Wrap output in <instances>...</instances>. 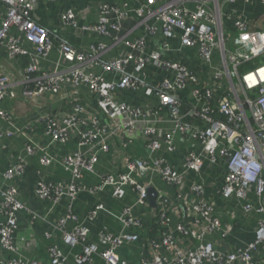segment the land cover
<instances>
[{
  "label": "built area",
  "instance_id": "built-area-1",
  "mask_svg": "<svg viewBox=\"0 0 264 264\" xmlns=\"http://www.w3.org/2000/svg\"><path fill=\"white\" fill-rule=\"evenodd\" d=\"M235 1L141 0L136 8H132L127 1L122 4L99 1L96 22L82 26H78L74 9L67 7L61 14L64 26L82 32L91 31L99 37L89 50H81L67 41L55 39L38 22L35 9L39 0H0V46L6 50L9 59L25 60L18 74L6 73L0 68V120L7 124V130L0 127V139L17 134L26 136L25 128L15 126L14 113L8 107L4 108L5 102L19 97L35 99L44 94L56 95L65 86H86L96 96L98 109L108 111L110 115V122H102L100 112L88 114L76 100L69 113L63 116L52 111L44 114V133L49 140L59 144L74 141L76 148L59 159L64 170L71 174L67 183L39 178L34 189L41 200L57 203L68 197L70 210L83 190L96 193L110 189L113 198L120 200L124 198L126 188H132L136 199L132 205H125L121 210L122 230L118 234H100L101 242L106 246L101 253L105 264H127L120 259L117 248L141 239L139 232L143 228V220L135 209L149 206L147 190L151 182L147 177L154 173L174 187L175 193L173 198L164 194L156 197L152 217L160 231L156 236L142 239L145 247L140 264L264 263V61L243 73L238 71L244 63L264 57V30L251 28L243 19L237 21L231 48V36L223 32L222 17L224 6ZM134 16L140 18L139 23L145 24L146 35L127 36L131 30L125 32L124 23ZM149 19L153 21L148 23ZM157 32L163 39L178 37L183 46L196 49L200 59L210 66L214 83H201L187 65L164 57V52L170 50L169 42L162 43V51L147 52V35ZM102 38H110L112 45L121 42L124 48L116 57L106 60L102 55L111 45H107ZM55 46L58 61L51 69L43 68L41 62L49 58ZM150 63L165 72L163 79L158 82L149 79L145 69ZM97 69L101 73H97ZM102 72L118 74L119 80L108 82ZM190 85L197 103L191 107V112L203 122L200 128L190 126L181 113L179 93ZM140 88L147 96L158 98L155 107L144 110L112 97L117 89ZM165 108L172 129L159 132L151 123L148 124V116L158 115ZM112 111L122 116V122L115 120ZM139 123L143 125L142 136L146 147L153 154L162 143L168 151H173L174 135L179 132L201 142L204 156L210 160L211 166L223 162L225 171L219 194L227 205H232L228 210L230 223L226 224L217 215L214 201L204 196L203 184H191L187 193L186 174L172 170L163 158L150 160L125 155L124 171L117 174L97 172L98 155L109 151L110 137L131 132ZM46 148L30 140L25 145L29 155L40 151L42 166L55 161L47 154ZM185 162L189 172L198 174L203 166V157L188 151ZM24 170V160L19 158L16 164L5 170L3 177L12 180ZM85 173L98 175L99 182L93 186L80 184ZM100 209H103V204L95 206L91 218ZM22 210H27V207L18 198L16 186H0L2 253L16 250L14 233L18 227V214ZM247 215H254L255 218L253 240L232 250H219L218 239L225 241L240 219ZM36 217L33 214L32 218ZM67 218L76 220L75 215H68ZM63 223L60 220L59 227ZM87 231L84 226L63 231L66 243L81 244L82 252L76 256L75 264H92L91 255L97 252V245L87 240ZM48 252L51 264L65 261L56 246H51ZM3 261L6 264H33L19 257L2 260L0 255V262Z\"/></svg>",
  "mask_w": 264,
  "mask_h": 264
},
{
  "label": "crops",
  "instance_id": "crops-1",
  "mask_svg": "<svg viewBox=\"0 0 264 264\" xmlns=\"http://www.w3.org/2000/svg\"><path fill=\"white\" fill-rule=\"evenodd\" d=\"M99 1H107L108 3L122 4L128 2L132 8L139 6L141 0H58L49 2L47 0H39L35 15L38 22L49 30V32L57 40H64L81 50H89L90 45L99 40L97 34L91 31H80V29L71 26H64L61 21V14L67 7H72L76 12V21L78 26L93 24L97 20V3ZM224 14L222 17L223 32L225 35L236 36L235 23L239 20H245L256 30L263 27L264 23V2L261 0H236L233 4L224 6ZM137 17H131L124 23V31L131 30L127 36L130 38L146 35L144 23H139ZM149 19L147 22H152ZM147 52L162 51V43L169 42L170 50L164 52V57L170 60L181 61L188 66L203 84L214 83L212 79L211 69L203 62L196 49L185 47L181 44L178 37L167 40L161 38V34L157 32L154 35H147ZM107 45L111 47L102 55L104 59L116 57L124 48L123 43L119 42L112 45L110 38H102ZM218 51L214 54V61H217ZM59 55L55 46L49 54V58L41 62L43 68H53L58 61ZM25 65L24 58L9 59L7 52L0 46V68L4 72L18 74L21 67ZM101 73L100 69L96 70ZM103 73V72H102ZM146 75L151 81H160L165 76V72L154 64H148L145 69ZM106 81H118L119 75L115 73H103ZM173 79L172 77L168 76ZM192 88L190 85L179 93L182 99L181 113L185 120L192 126L202 127V123L192 115L191 107L196 103L192 96ZM112 97L119 101H125L132 106L142 109L153 108L158 103L155 95L147 96L144 89L137 90H120L117 89L112 93ZM75 98V99H73ZM79 102L85 111L89 113L100 112L102 122H110L108 111L98 109L96 96L86 87L80 86L74 88L65 86L61 92L56 95L44 94L40 98L23 99L21 97L5 102L4 108L10 109L14 113V124L19 128H25L26 136L17 134L11 138L7 136L0 139V186L13 184L18 190V198L27 207L18 214V227L14 233L15 252H3L0 250L2 260L19 257L25 262L33 264H51L49 256V248L56 246L61 252L65 261L61 264H75V258L82 252L80 243H66L63 239V231L73 230L74 227L84 226L88 229L87 240L97 245V252L91 255L92 264H105L102 258V251L106 246L101 242V232H110L118 234L122 230L120 221L121 210L125 205H132L136 199V193L132 188H126V194L122 199H115L110 189L89 193L83 190L77 195L76 200L69 209L70 199L63 198L60 202L51 200H41L35 195V185L39 178L46 181H62L68 182L71 174L64 170L59 163V159L64 155L75 150L74 141L67 144H59L51 142L44 133L43 116L48 111H52L61 116L69 113L73 101ZM100 110V111H99ZM112 116L118 122H122V116L112 111ZM146 123V122H145ZM152 124L159 132H168L172 129L167 109L160 111L158 115L148 116V124ZM142 123L131 132L126 131L121 136L114 135L109 139V151L99 153L96 170L99 174L113 173L117 174L125 170L124 156L145 158L153 160L155 158H163L166 164L174 171L186 174L185 191L189 193L190 185L200 183L204 185V196L210 198L216 204V213L222 218L226 224L230 223L229 209L232 208L231 203L227 205L222 200L219 191L222 186L223 173L225 171L222 161L215 166H211L210 160L204 156L203 147L200 141L189 135L177 132L174 135V149L168 151L165 144L162 143L161 148L151 153L145 144L142 136ZM195 126V127H194ZM0 127L7 130V124L0 120ZM28 140L46 146V152L53 156L54 162L48 166H42L39 156L40 151L33 155H29L25 150ZM188 151H193L197 155L203 157V166L198 174L189 172L186 168L185 155ZM22 158L25 163V170L20 176L14 177L12 180H5L3 173L8 168L16 164V161ZM151 182L157 195L164 194L173 198L175 188L166 184L163 179L156 173L147 177ZM99 182V176L96 174L85 173L79 183L84 186H93ZM189 198H192L191 196ZM103 204V209L96 212L91 218V212L96 205ZM154 207L149 203L145 209L139 207L135 209L137 215L143 220V228L139 234L141 239L133 243H124L117 248V253L121 260L127 264H140V256L143 253L145 242L143 238H151L157 234H152L155 220L152 217ZM36 214V218H32ZM68 215H75L76 220L67 218ZM3 216L0 212V221ZM60 220L64 223L59 227ZM176 222V220H175ZM174 222V223H175ZM254 215H247L240 219V223L236 225L231 234L225 241L218 239V249L221 251L232 250L236 246L244 245L253 240L255 230ZM0 264H6L4 261ZM264 264V263H260Z\"/></svg>",
  "mask_w": 264,
  "mask_h": 264
},
{
  "label": "rangeland",
  "instance_id": "rangeland-1",
  "mask_svg": "<svg viewBox=\"0 0 264 264\" xmlns=\"http://www.w3.org/2000/svg\"><path fill=\"white\" fill-rule=\"evenodd\" d=\"M260 29H264V23H263V27ZM233 40H234V34L231 35L230 38V47L233 48ZM262 61H264L262 58H260V60L258 59L257 61H255L253 64L251 63V66H243V67H239L238 71L240 73L245 72L246 70L252 69L253 67H255L256 65H258L259 63H261ZM234 82H236V78L235 76H233Z\"/></svg>",
  "mask_w": 264,
  "mask_h": 264
},
{
  "label": "water",
  "instance_id": "water-1",
  "mask_svg": "<svg viewBox=\"0 0 264 264\" xmlns=\"http://www.w3.org/2000/svg\"><path fill=\"white\" fill-rule=\"evenodd\" d=\"M147 195H148V200H149L150 205L152 207H155L156 206V197H157L155 190L153 188L149 187L147 190Z\"/></svg>",
  "mask_w": 264,
  "mask_h": 264
},
{
  "label": "trees",
  "instance_id": "trees-1",
  "mask_svg": "<svg viewBox=\"0 0 264 264\" xmlns=\"http://www.w3.org/2000/svg\"><path fill=\"white\" fill-rule=\"evenodd\" d=\"M260 58H262L263 60H264V57H258V58H255V59H253V60H251L250 62H246V63H244L243 65H241V67H243V66H251V63L253 64L255 61H257L258 59L260 60ZM152 231H153V233H151V235L150 236H152V234L154 235V234H157L159 231H160V229H159V227H158V225L157 224H154V229H152ZM153 237V236H152Z\"/></svg>",
  "mask_w": 264,
  "mask_h": 264
}]
</instances>
